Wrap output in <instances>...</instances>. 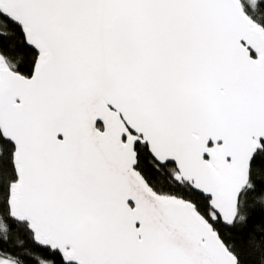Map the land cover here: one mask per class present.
Here are the masks:
<instances>
[{"label":"snow or ice","instance_id":"6c2138e0","mask_svg":"<svg viewBox=\"0 0 264 264\" xmlns=\"http://www.w3.org/2000/svg\"><path fill=\"white\" fill-rule=\"evenodd\" d=\"M0 264H264V0H0Z\"/></svg>","mask_w":264,"mask_h":264}]
</instances>
